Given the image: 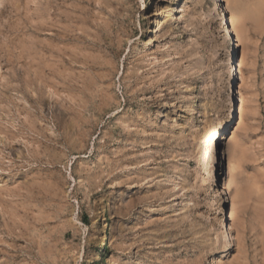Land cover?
<instances>
[{"label": "rangeland", "instance_id": "rangeland-1", "mask_svg": "<svg viewBox=\"0 0 264 264\" xmlns=\"http://www.w3.org/2000/svg\"><path fill=\"white\" fill-rule=\"evenodd\" d=\"M217 1L0 0V264H264V0Z\"/></svg>", "mask_w": 264, "mask_h": 264}, {"label": "bare ground", "instance_id": "bare-ground-1", "mask_svg": "<svg viewBox=\"0 0 264 264\" xmlns=\"http://www.w3.org/2000/svg\"><path fill=\"white\" fill-rule=\"evenodd\" d=\"M216 5H220L221 9L224 11V14L222 15L223 20H224V25L227 26L229 33H232L231 35H235V30L233 29L232 24H231L232 18L228 15V10H229L228 5H226V3H224L223 0L217 1ZM237 41H238V39L234 38V36H232V42H235L234 45H236V46L238 45ZM230 72L232 73L234 78L237 79L238 74L241 72V63H240V59L238 57H237V59L234 60L233 67H232ZM236 85H237V83H236ZM234 95H235L234 106H233V110H232V113L229 116V118H231L234 114H238L241 111L242 103L244 101L242 98L243 95L241 94V91H239L237 86L235 87ZM227 140H228V137L227 136L224 137V134H223V137L219 140V142L217 141L216 148H215V150H216L215 151L216 152V155H215V173H216L215 176L216 177H215V179L217 180V182L219 184L223 185L222 186L223 190H225L227 183H228L227 177L230 174V172L232 171L231 154L229 152V149H227L225 146V142ZM230 215H231V213L229 212V210H225L223 216L225 217V216H230ZM220 230L225 232L226 234L229 233L228 223H226L224 218L221 221ZM106 244H107V236L103 240V246L105 247Z\"/></svg>", "mask_w": 264, "mask_h": 264}]
</instances>
